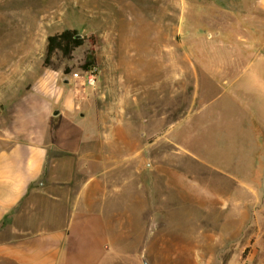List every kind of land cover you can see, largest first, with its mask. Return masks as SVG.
Listing matches in <instances>:
<instances>
[{
  "label": "rangeland",
  "instance_id": "obj_1",
  "mask_svg": "<svg viewBox=\"0 0 264 264\" xmlns=\"http://www.w3.org/2000/svg\"><path fill=\"white\" fill-rule=\"evenodd\" d=\"M65 30L95 37L96 65L89 69L98 70L94 87L75 78L85 72L89 41L70 58L54 56L51 67L43 66L47 38ZM155 65L162 71H150ZM55 88L76 92L77 115L59 112L48 129L78 126L97 133L84 135V173L102 170L91 160L108 152L90 145L105 142V128L114 127L116 141L141 148L124 161L122 151L110 152L111 172L126 184L112 190L147 192L157 207L145 223L135 224L144 232L136 244L126 242L121 250L115 245V264H143L141 259L155 264L154 238L167 228L174 229L172 235L163 231L169 256V241L187 225L192 210L194 243L214 248L221 237L216 227L234 225L231 213L249 209L248 219L242 215L246 232L224 262L212 256L211 263L200 264H237L239 248L249 239L264 252V8L259 0H0V126L16 105L5 102L9 97L45 96ZM156 162L162 166L157 183L144 174L146 165ZM203 207L211 215L203 214ZM249 252L239 264H250L244 260Z\"/></svg>",
  "mask_w": 264,
  "mask_h": 264
},
{
  "label": "crops",
  "instance_id": "obj_2",
  "mask_svg": "<svg viewBox=\"0 0 264 264\" xmlns=\"http://www.w3.org/2000/svg\"><path fill=\"white\" fill-rule=\"evenodd\" d=\"M259 3L264 8V0ZM252 66L250 63L247 69ZM149 69L162 71L157 65ZM78 99L73 90L55 88L45 96L31 95L17 101L12 95L5 101L16 105L7 114L9 121L0 126V264H115L119 261L115 245L121 250L126 242L130 246L136 244L144 232L136 229L135 224L145 223L157 208L153 200H147V192L133 193L130 187L126 191L112 190L116 184L123 189L126 184L111 172L115 164L110 160V152L122 151V161L131 160L141 150L139 145L120 143L114 137V127L105 128V142L91 144L90 148L105 149L107 157L96 154L91 162L102 170L88 175L83 168L87 164L82 157L84 135L97 134L95 129L83 131L78 126L61 127L57 132L48 129L58 122L59 112L75 118ZM146 167L148 173L144 174H150L152 180L162 170L157 162L154 167L148 164ZM202 210L203 214L212 213L204 207ZM247 211L237 209L231 213L234 225L225 229L216 227L221 237L212 248L194 243L192 210V218L179 229L177 238L171 237L169 243L173 247L169 256L163 251L168 243H164L163 231L169 230L172 235L174 229H161L162 235L154 238L155 264L211 263L212 256L214 262L223 263L222 258L246 232L247 224L241 215L246 214L247 218ZM220 217L223 220L224 213ZM124 231L127 237L122 234ZM249 249L244 260L264 264V252L255 248L250 239L239 248L237 264ZM211 250L215 253L211 254ZM141 260L143 264L146 262Z\"/></svg>",
  "mask_w": 264,
  "mask_h": 264
},
{
  "label": "trees",
  "instance_id": "obj_3",
  "mask_svg": "<svg viewBox=\"0 0 264 264\" xmlns=\"http://www.w3.org/2000/svg\"><path fill=\"white\" fill-rule=\"evenodd\" d=\"M86 41L91 42L92 48L85 55L84 66L82 69L88 71L91 67L96 65V49L94 48L96 39L94 36H82L76 30H65L62 33H58L47 38L43 66L45 68L51 67L53 65L51 63V59L54 56L70 58L72 53L76 49L82 47Z\"/></svg>",
  "mask_w": 264,
  "mask_h": 264
},
{
  "label": "built area",
  "instance_id": "obj_4",
  "mask_svg": "<svg viewBox=\"0 0 264 264\" xmlns=\"http://www.w3.org/2000/svg\"><path fill=\"white\" fill-rule=\"evenodd\" d=\"M97 68H93L89 71H85L84 74H75V78H78L83 81L84 85L94 87L97 82Z\"/></svg>",
  "mask_w": 264,
  "mask_h": 264
},
{
  "label": "water",
  "instance_id": "obj_5",
  "mask_svg": "<svg viewBox=\"0 0 264 264\" xmlns=\"http://www.w3.org/2000/svg\"><path fill=\"white\" fill-rule=\"evenodd\" d=\"M55 114H58V112H55ZM144 264H147L146 262H144Z\"/></svg>",
  "mask_w": 264,
  "mask_h": 264
},
{
  "label": "bare ground",
  "instance_id": "obj_6",
  "mask_svg": "<svg viewBox=\"0 0 264 264\" xmlns=\"http://www.w3.org/2000/svg\"><path fill=\"white\" fill-rule=\"evenodd\" d=\"M237 210V209H236ZM242 216V215H241ZM201 255V254H200ZM203 255V254H202Z\"/></svg>",
  "mask_w": 264,
  "mask_h": 264
}]
</instances>
